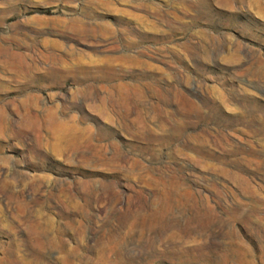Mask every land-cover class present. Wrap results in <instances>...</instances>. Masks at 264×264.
Wrapping results in <instances>:
<instances>
[{"label": "rangeland", "instance_id": "rangeland-1", "mask_svg": "<svg viewBox=\"0 0 264 264\" xmlns=\"http://www.w3.org/2000/svg\"><path fill=\"white\" fill-rule=\"evenodd\" d=\"M0 264H264V0H0Z\"/></svg>", "mask_w": 264, "mask_h": 264}, {"label": "bare ground", "instance_id": "bare-ground-1", "mask_svg": "<svg viewBox=\"0 0 264 264\" xmlns=\"http://www.w3.org/2000/svg\"><path fill=\"white\" fill-rule=\"evenodd\" d=\"M11 251V250H10Z\"/></svg>", "mask_w": 264, "mask_h": 264}]
</instances>
